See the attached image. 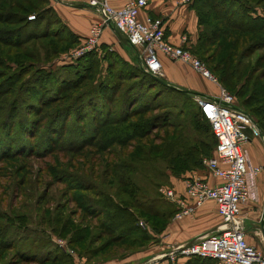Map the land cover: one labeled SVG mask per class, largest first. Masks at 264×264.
I'll return each instance as SVG.
<instances>
[{"label":"trees","instance_id":"16d2710c","mask_svg":"<svg viewBox=\"0 0 264 264\" xmlns=\"http://www.w3.org/2000/svg\"><path fill=\"white\" fill-rule=\"evenodd\" d=\"M261 1L190 0L198 31L195 44L188 48L221 84L234 91L240 103L234 102L235 106L251 115L264 134V62L256 64L264 54L243 62L259 46L264 47V14L252 8V2ZM78 40L49 0H0V130L13 143L1 159L50 154L68 117L80 121L82 137L77 143L90 145L92 150L88 155L78 154L97 156L99 163L89 166L87 174L93 179H84L76 169L62 168L65 165L58 160L48 167L63 182L68 191L62 190L63 195L77 203L80 215L75 219L76 210L62 213L45 207L42 217L51 230L59 224V232L67 231V244L75 246L87 261L122 258L145 247L152 238L150 231L160 232L173 213L158 191L160 180L154 179L163 177L168 183L170 174L178 176L201 166L215 137L194 93L167 85L162 76L144 71L136 56L130 63L99 43L106 60L102 79L88 76L98 63L94 50L74 64L53 69L52 58ZM60 69H66V74ZM72 89L76 92L68 93ZM161 93L172 99L180 97L182 102L177 106L175 100H162ZM189 97L192 102L186 106ZM43 138L50 142L36 146ZM15 172L21 178L29 173L25 165ZM142 175L148 183H140ZM43 195L36 196L38 201ZM4 231L0 223V259L5 257L2 247H13L11 255L33 264H74L56 244L40 256L22 254L14 247V238ZM3 262L11 261L5 257Z\"/></svg>","mask_w":264,"mask_h":264},{"label":"built area","instance_id":"2783aa9c","mask_svg":"<svg viewBox=\"0 0 264 264\" xmlns=\"http://www.w3.org/2000/svg\"><path fill=\"white\" fill-rule=\"evenodd\" d=\"M144 2L145 0H122L120 5L112 6L108 0H88L90 6L102 13V18L89 26L88 32L79 38L78 46L70 54L79 55L96 48L99 45L102 25L109 24L120 30L128 43L135 46L144 71L159 73L160 61L157 52H161L171 60L188 64L216 86V92L210 98L201 95L193 97L215 137L212 152L201 158L202 165L215 181L190 175L184 178L181 196H174L170 185L158 186V191L165 198L174 200V217L188 215L205 200H211L220 215V222L215 230L198 234L187 243L177 244L135 264H180L177 261L178 254L212 259L213 264H264V250L246 240L243 223L238 216L239 204L255 197L254 180L261 170L260 165L249 161L243 147L248 139L245 129L248 127L254 135L262 139L264 137L254 119L235 106L234 95L219 83L217 76L202 60L188 47L167 41L159 20L149 16L138 18V11ZM63 57L70 58L61 55L58 59ZM56 241L64 248L62 239ZM64 249L71 253V249Z\"/></svg>","mask_w":264,"mask_h":264},{"label":"crops","instance_id":"0c3cea01","mask_svg":"<svg viewBox=\"0 0 264 264\" xmlns=\"http://www.w3.org/2000/svg\"><path fill=\"white\" fill-rule=\"evenodd\" d=\"M108 1L112 6H118L122 2V0ZM49 3L61 21L78 36V39L88 32L92 23L99 22L102 18V13L90 6L88 0H49ZM137 16L139 19L149 16L151 19L159 20L163 27L164 38L173 44H181L184 47H191L195 44L198 31L197 17L189 2L145 0ZM98 41L119 53L122 52L121 54H126L129 49L137 53L135 46H126L127 44L119 39L109 24L102 25ZM157 57L160 61V74L166 82L178 88L190 89L196 92L194 95L202 93L213 96L215 94L216 86L191 69L188 64L179 60H171L161 52H157ZM246 133H248V139L243 143V147L247 152L249 161L260 165L261 170L256 174L254 180L255 197L239 204L238 216L242 220L245 237L249 238L253 235L257 237L259 235L262 238L259 226L263 225L264 227V138L251 136L248 130ZM190 175L215 181V178L210 175L202 163L201 166L185 170L178 176L170 174L168 185L173 188L174 196L183 194L184 178ZM166 202L169 209L174 212V200L166 199ZM139 222L149 230L143 221ZM219 222L220 215L217 213L214 203L211 200H205L188 215L174 217L172 213L160 232L150 231L152 238L145 247L122 258L110 257L97 261H82L81 264H135L143 262L163 250L170 249L177 244L187 243L198 234L216 228ZM78 258L80 261L82 257ZM205 259L208 258L177 255V261L180 264H206L208 261ZM209 260L213 264V260ZM146 264H155V262Z\"/></svg>","mask_w":264,"mask_h":264},{"label":"rangeland","instance_id":"374dc122","mask_svg":"<svg viewBox=\"0 0 264 264\" xmlns=\"http://www.w3.org/2000/svg\"><path fill=\"white\" fill-rule=\"evenodd\" d=\"M253 3L254 2H252V8L255 10L253 12L264 14V0L260 3ZM261 36L264 35L262 34ZM260 43L262 42L260 41ZM77 46L78 41L70 46H67L66 49L59 51L58 54L52 58V68H59V66L65 68L64 66H67L68 64H74L77 58L85 53L83 52L79 55H71L70 52ZM91 50H94L96 52L98 63L96 64V66L92 67L93 72L88 74V76H91V74H93V78L95 77L97 79H102L106 70V60L103 58L104 53L99 46L90 49V51ZM115 52L122 58L128 60L130 63H133L131 57L137 55V53H135L132 49H129V52H127L126 54H121L122 52L119 53L118 51ZM263 52L264 47L259 46L251 54L246 56L243 59V62H251L253 61L254 57L263 55ZM193 54L200 59L197 53ZM61 55H66L70 58L67 59L63 57L58 59V57ZM262 58H264V56ZM136 59L138 60V62H140L138 56H136ZM263 62L264 59L260 63L258 62L256 64L260 66V64H262ZM60 70L63 72V74H66V69ZM158 75L161 76L160 70ZM223 86L231 94L234 95V102L240 105L239 98L235 96L234 91L230 90L225 85ZM69 92H76V90L72 89L68 91V93ZM161 94L162 95L160 98L162 100H175L177 106H179L182 102V99L180 97H175V99H172L166 93ZM191 100L192 99L189 97V100L186 101V106L190 104ZM172 102L174 103V101ZM58 127V121H55V128L57 129ZM81 127L82 124L80 123V121L69 116L65 121V125L62 131L63 134L57 141L55 149H52L53 151L50 154L43 155L42 153L38 152L36 155H32L28 158H25L22 155H10L11 157L9 159L1 158H4L5 156L2 155L8 153L11 150L10 148L13 143L10 142L9 135L7 136L6 132L0 130V223H3L5 229L4 232L6 233L7 231L8 237H13L14 240L16 239L15 241L13 240L14 247L20 249L22 254L34 253L35 256H40L46 251L54 247L56 248V246H54L53 244H56L57 246L62 248L56 241L57 239H62L64 242V248L71 249V253L64 248L62 249L70 255L71 261L74 264H81L85 261L87 262L84 256L78 254V250L75 248V246L67 244L66 237L68 235V232H59V224L57 225L55 230H51L44 221L45 217H42L44 214L46 215V213L43 211V208L45 207H47L50 211L57 208L58 210H61L62 213L69 210H76L72 216L75 219H77L80 215L81 210H77V203H74L72 200L70 201L67 195H63L64 191L62 190L67 191L65 188H63L65 187L63 185V182L57 181L56 178L48 172V167L50 164L55 165V161L58 160V162H62V164L65 165L62 168H68V170H70L71 172L76 169L79 173L83 174L84 179H93L90 175L87 174L88 172H90L89 166L90 164H92L91 162H93L95 166H99V163L97 164V156H93V158L90 157V155L87 156L88 152L92 150V146L84 145L82 144V142L77 143L79 137H82ZM246 130L249 131V134L251 136H256L250 132V129L248 127L245 129V131ZM33 140H36L35 137ZM49 142L50 140L45 138L38 139L36 146H42L44 144H48ZM76 149L78 150L77 152L75 151ZM79 152H85L87 153V155L81 156L80 154H78ZM70 162L71 164L69 165ZM24 165L27 169V172L29 173L27 174L26 178H21L20 173H16L15 170L21 168ZM153 169H155V167L147 168V170L149 171ZM154 180H160L159 186H165L169 184L163 182V177ZM140 183H148L143 175L140 178ZM40 193L44 195L41 197V199H39L40 201H38V197L36 196ZM161 198L164 199L165 197L161 195ZM61 205H63V207ZM21 214H23V216H21ZM60 221L61 218H59V222ZM4 222L7 223L5 224ZM245 238L249 243L253 244L261 250H264V243L259 235L257 237L253 235L249 238ZM3 239L4 235L2 234V240ZM2 249V254L5 255V257L9 261H11L9 264H33L30 261H24L23 258H16V255L14 254L11 255V252L14 250L13 247L12 249ZM78 257H82L80 261ZM4 258L0 259V264H5L3 262ZM205 260L208 261L206 262V264H212L209 259Z\"/></svg>","mask_w":264,"mask_h":264},{"label":"water","instance_id":"95a60500","mask_svg":"<svg viewBox=\"0 0 264 264\" xmlns=\"http://www.w3.org/2000/svg\"><path fill=\"white\" fill-rule=\"evenodd\" d=\"M114 30H115V32H116V34L118 35V37H119V39L122 41V42H124V43H128V40H127V38H126V36L120 31V30H118V29H116V28H113ZM162 82H164L165 84H167V85H170V86H173L174 88H178V87H176V86H174V85H172V84H170V83H168V82H166L165 80H161ZM178 89H182V88H178ZM182 90H184V91H187V92H190V93H194V94H196V92H194V91H192V90H190V89H187V88H183ZM201 96H204V97H211V96H209V95H205V94H200ZM261 134H262V136L264 137V134L261 132ZM212 230H215V228H212V229H210V230H208V231H212ZM259 230H260V233H261V236H262V241H263V243H264V227H263V225H260L259 226Z\"/></svg>","mask_w":264,"mask_h":264}]
</instances>
